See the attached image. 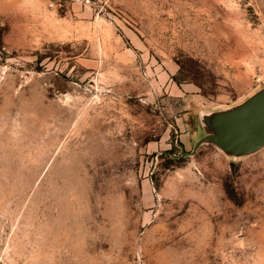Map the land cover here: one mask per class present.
Returning a JSON list of instances; mask_svg holds the SVG:
<instances>
[{"label": "rangeland", "instance_id": "1", "mask_svg": "<svg viewBox=\"0 0 264 264\" xmlns=\"http://www.w3.org/2000/svg\"><path fill=\"white\" fill-rule=\"evenodd\" d=\"M263 96L264 0H0V264H264Z\"/></svg>", "mask_w": 264, "mask_h": 264}, {"label": "water", "instance_id": "2", "mask_svg": "<svg viewBox=\"0 0 264 264\" xmlns=\"http://www.w3.org/2000/svg\"><path fill=\"white\" fill-rule=\"evenodd\" d=\"M234 129L244 149H251L264 143V96L253 101L242 112L234 116ZM232 133L230 134V136ZM217 137V136H215ZM208 140L205 138L203 141ZM202 141V142H203Z\"/></svg>", "mask_w": 264, "mask_h": 264}]
</instances>
